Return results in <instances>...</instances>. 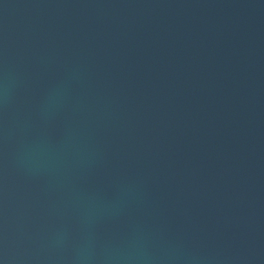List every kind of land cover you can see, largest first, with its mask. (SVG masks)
Masks as SVG:
<instances>
[{"label": "water", "instance_id": "water-1", "mask_svg": "<svg viewBox=\"0 0 264 264\" xmlns=\"http://www.w3.org/2000/svg\"><path fill=\"white\" fill-rule=\"evenodd\" d=\"M0 264H264V0H0Z\"/></svg>", "mask_w": 264, "mask_h": 264}]
</instances>
